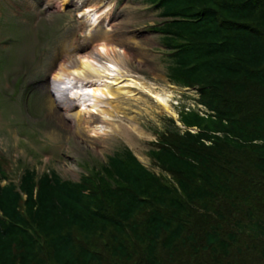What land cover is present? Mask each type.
I'll list each match as a JSON object with an SVG mask.
<instances>
[{"label":"trees","instance_id":"obj_1","mask_svg":"<svg viewBox=\"0 0 264 264\" xmlns=\"http://www.w3.org/2000/svg\"><path fill=\"white\" fill-rule=\"evenodd\" d=\"M143 1L167 81L202 110L164 119L148 167L122 146L76 181H12L0 155V264H264V0ZM221 201L229 231L194 225Z\"/></svg>","mask_w":264,"mask_h":264},{"label":"rangeland","instance_id":"obj_2","mask_svg":"<svg viewBox=\"0 0 264 264\" xmlns=\"http://www.w3.org/2000/svg\"><path fill=\"white\" fill-rule=\"evenodd\" d=\"M56 1L0 0V155L8 178L16 181L21 168L28 167L76 181L122 146L148 167L147 150L155 134L166 128L167 113L175 119L181 108L202 110L194 105L193 90L176 87L165 77L164 48L147 28L159 21L157 12L143 0H70L62 9ZM87 8L106 14L98 22L100 29H92L86 40L80 14ZM106 31L124 52L127 78L143 90L133 87L132 95L121 96L110 112L109 128L93 134L75 129L56 106L50 108L48 80L50 70L62 63L63 52L68 54L71 46L89 47L90 40ZM149 92L166 94L167 110ZM213 209L223 217L216 218ZM196 211L195 226L218 223L223 232L231 229L232 208L225 201Z\"/></svg>","mask_w":264,"mask_h":264},{"label":"bare ground","instance_id":"obj_3","mask_svg":"<svg viewBox=\"0 0 264 264\" xmlns=\"http://www.w3.org/2000/svg\"><path fill=\"white\" fill-rule=\"evenodd\" d=\"M68 1L56 2L62 9ZM105 14L104 10L99 13L97 9L88 8L81 12L87 31L86 40L92 29H100L99 21ZM106 33L103 32L98 40H90L89 47L75 49L71 46L68 54L63 52L62 63H57L59 65L50 70L51 78L48 80L52 97L50 108L56 106L59 115L68 117L75 129L93 134H103L109 128L106 124L112 123L109 121L113 116L110 112L121 96L132 95L133 87L143 90L140 83L127 78L122 63L124 52ZM150 95L163 110H167L166 94L157 92ZM111 100L115 103H110Z\"/></svg>","mask_w":264,"mask_h":264},{"label":"water","instance_id":"obj_4","mask_svg":"<svg viewBox=\"0 0 264 264\" xmlns=\"http://www.w3.org/2000/svg\"><path fill=\"white\" fill-rule=\"evenodd\" d=\"M191 130H193V129H191Z\"/></svg>","mask_w":264,"mask_h":264}]
</instances>
